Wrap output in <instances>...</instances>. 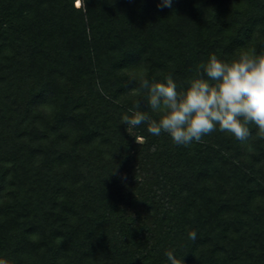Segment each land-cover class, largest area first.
<instances>
[{
  "label": "trees",
  "instance_id": "obj_1",
  "mask_svg": "<svg viewBox=\"0 0 264 264\" xmlns=\"http://www.w3.org/2000/svg\"><path fill=\"white\" fill-rule=\"evenodd\" d=\"M0 0V255L264 264V139L175 145L121 118L145 74L264 52V0ZM99 82L101 92L97 87ZM148 110V109H144ZM195 231V241L189 232Z\"/></svg>",
  "mask_w": 264,
  "mask_h": 264
},
{
  "label": "clouds",
  "instance_id": "obj_2",
  "mask_svg": "<svg viewBox=\"0 0 264 264\" xmlns=\"http://www.w3.org/2000/svg\"><path fill=\"white\" fill-rule=\"evenodd\" d=\"M158 6L171 8L172 0H160ZM132 82L138 83L137 99L121 118L129 133L145 125L153 136L167 134L175 145L189 146L220 131L243 143L254 126L257 137L264 139V52L255 47L241 49L231 59L213 53L179 85L171 72L162 80L141 74ZM97 87L103 92L99 82ZM188 235L197 238L195 231ZM184 255L165 253L168 264H185ZM0 264L11 261L0 255Z\"/></svg>",
  "mask_w": 264,
  "mask_h": 264
},
{
  "label": "snow or ice",
  "instance_id": "obj_3",
  "mask_svg": "<svg viewBox=\"0 0 264 264\" xmlns=\"http://www.w3.org/2000/svg\"><path fill=\"white\" fill-rule=\"evenodd\" d=\"M78 2H79V0H78Z\"/></svg>",
  "mask_w": 264,
  "mask_h": 264
}]
</instances>
